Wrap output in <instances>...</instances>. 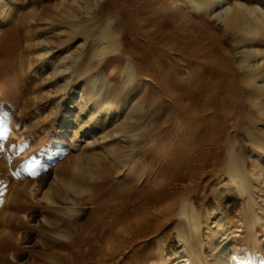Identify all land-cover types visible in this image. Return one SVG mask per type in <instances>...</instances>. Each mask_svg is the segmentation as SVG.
<instances>
[{"label": "rangeland", "instance_id": "obj_1", "mask_svg": "<svg viewBox=\"0 0 264 264\" xmlns=\"http://www.w3.org/2000/svg\"><path fill=\"white\" fill-rule=\"evenodd\" d=\"M227 263L264 264V0H0V264Z\"/></svg>", "mask_w": 264, "mask_h": 264}, {"label": "bare ground", "instance_id": "obj_2", "mask_svg": "<svg viewBox=\"0 0 264 264\" xmlns=\"http://www.w3.org/2000/svg\"><path fill=\"white\" fill-rule=\"evenodd\" d=\"M241 13V12H240ZM238 14V13H237ZM237 17V16H236ZM240 18H241V16H240ZM229 19V18H228ZM231 20V19H230ZM236 22H237V20H236ZM235 24V23H234ZM237 162V159H236V155H235V152H234V149H232V152L230 153V159H229V163H228V171L229 172H231V174L235 177V179H237V177L239 178V176L237 175V173L236 174H234V172H235V163ZM236 172H238V171H236ZM246 180V179H245ZM254 192V191H253ZM255 193V192H254ZM260 193V192H259ZM262 193V192H261ZM185 207H183V210H182V214L184 215L185 214V212H186V210L184 209ZM210 216V215H209ZM206 218V217H205ZM208 220V219H207ZM218 222V221H217ZM219 224H221L220 223V221L218 222ZM183 237L184 238H186L185 237V235H183ZM228 264V263H227Z\"/></svg>", "mask_w": 264, "mask_h": 264}]
</instances>
